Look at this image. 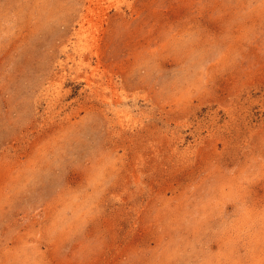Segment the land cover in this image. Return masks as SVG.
I'll list each match as a JSON object with an SVG mask.
<instances>
[{"label":"rangeland","instance_id":"obj_1","mask_svg":"<svg viewBox=\"0 0 264 264\" xmlns=\"http://www.w3.org/2000/svg\"><path fill=\"white\" fill-rule=\"evenodd\" d=\"M0 264H264V0H0Z\"/></svg>","mask_w":264,"mask_h":264}]
</instances>
